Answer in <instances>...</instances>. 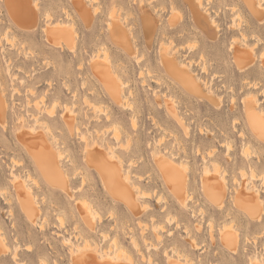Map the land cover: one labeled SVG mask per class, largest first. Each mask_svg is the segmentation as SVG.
I'll return each mask as SVG.
<instances>
[{
    "label": "rangeland",
    "instance_id": "obj_1",
    "mask_svg": "<svg viewBox=\"0 0 264 264\" xmlns=\"http://www.w3.org/2000/svg\"><path fill=\"white\" fill-rule=\"evenodd\" d=\"M16 1H27L36 20L18 27L0 0V264H72L85 244L107 254L115 242L133 264H264V141L245 110L255 100L264 124V0H254L259 15L241 0ZM111 24L126 47L111 38ZM45 29L64 32L58 44ZM234 47L250 53L247 64L235 62ZM163 57L186 68L200 91L176 80ZM102 64L119 101L93 71ZM27 134L62 155L66 189L41 174L20 142ZM93 149L113 153L138 210L105 190L87 165ZM165 162L185 178V204L166 186ZM216 172L222 206L202 184ZM23 180L38 211L34 223L15 189ZM238 192L258 199L259 219L236 206ZM82 200L94 212L92 231L79 218ZM224 230L235 250L222 243Z\"/></svg>",
    "mask_w": 264,
    "mask_h": 264
},
{
    "label": "bare ground",
    "instance_id": "obj_2",
    "mask_svg": "<svg viewBox=\"0 0 264 264\" xmlns=\"http://www.w3.org/2000/svg\"><path fill=\"white\" fill-rule=\"evenodd\" d=\"M241 1L252 14L259 15V11L256 9L254 5V0H241ZM4 3L12 19H16L14 22L15 24L18 25V27L28 28L29 25H32L35 22L36 20L35 12H32V10H30V7L27 1L20 3V2H17L16 0H4ZM78 10L80 11L81 15H83L86 19L88 15V11L82 5L78 6ZM28 11H31L29 12L30 14L29 13L26 14V12ZM192 11L194 12L196 19H201L202 16L196 10V8H192ZM28 19H31V20L28 21ZM146 29H147L146 32L148 31V33H150L153 30L152 26L149 25L148 23L146 25ZM45 30H46L45 34H46L47 40L51 44H58V38L56 37V35L57 34L60 35L64 33V32H61L60 29H45ZM117 30H118L117 27L111 24V26L109 27L111 38L117 44L123 47H126L125 45H127V41L124 37V34H123V37L120 36V34L118 35ZM65 35L67 36V40L65 44L67 47L71 49L72 48L71 45L73 44L71 34L66 33ZM249 54L250 53H247L245 51L239 50L238 48L234 47V58H235V62L238 65L247 64L251 59ZM163 65L169 71V73L176 80L182 83L186 88H188L189 90H197L198 92L200 91L201 87L199 86L197 80L194 79V77L190 74V72L186 70V68H183L182 70L178 69L174 61H170L169 59L165 57H163ZM263 67H264V63H263ZM93 71L99 77V79L102 81L105 87L108 90L113 92L114 98L117 101H119L120 89L118 90V87L116 84L117 82L114 79H110L111 76H110V73L107 67L104 64L99 65L98 68L97 66H93ZM249 101H248V105L245 108L248 122L253 132L258 136V138L264 141V134H263L264 124L262 125L261 123L262 120L260 119L259 115H257V113L255 112V108H256V104L254 102L255 100H251V102ZM4 108H6L4 107V102L0 101V121L4 119V114H5L4 112L6 110V109L4 110ZM53 112H54V109H53ZM68 112L69 114L65 113L66 116H64V124L66 125L69 132L72 134V131L77 130L75 128L76 119L75 117H73L75 115H73V113L70 110ZM51 113H52V110H51ZM51 115H54V114L52 113ZM73 128L75 129L73 130ZM261 130L263 131L262 133L263 135L261 134L262 132ZM48 132L50 133L51 131L48 130ZM19 139L23 145V148L25 149L27 154L30 156V158L33 160V162L36 164L41 174L48 179L56 181L57 182L56 184L59 185L58 186L59 188L66 189L67 177L66 175L63 174V171L61 170V167L59 164L61 161L60 157H62V155L60 156V154L57 151H56L57 153L54 152L50 147L51 145L49 144L43 145L40 140L41 138L39 136H32V135L27 134L25 135L24 138L19 137ZM112 154L113 153H110V154L108 153L105 156L97 152L95 149L91 151L87 150V165L96 172V174L102 180L105 190H107L113 196V198H118L119 200L120 199L123 200L127 204V206H129L132 210H136V209L138 210V206L135 203L136 200H135L134 193H133V190L135 189L134 187H132V189H129V186H128L130 182V177L129 175L127 176V174H124L122 172V170L120 169L121 167L120 163L114 160V157L112 156ZM159 167L160 169H162V175H163L164 181L168 189L175 195L178 202H180L181 204H185L183 202L186 201V199H184L185 198L184 196L186 194V181H185L183 174H181L180 172L181 170H179L178 167H177L178 169H176L175 168L176 166L173 167L168 162L162 163ZM212 174H214L215 176H210V177L207 176V179L203 180L202 182L203 189L207 197L211 198V200L214 201L215 204H217L218 206H222V202H223L222 199L224 198V189H223V186L217 182L218 180L216 177L217 172L216 174L215 173H212ZM25 187H26V181L24 180L22 182L19 181L15 185V189L17 190L22 209L26 212L28 220L34 223L36 220L35 218H37L38 216V211L32 202H31L32 204L30 205V207L28 206L29 202L27 203V201L30 200L31 197L29 195V192L27 193L26 190H24ZM141 194L139 193V197H141ZM142 196L144 197V193ZM27 198L29 199L26 201ZM257 200H256V197L250 194L249 192H246V193L238 192L236 196V206L243 209V211L247 213L248 216H250V218L259 219L261 212L258 209L259 206L258 207L256 206ZM77 204H79L78 205L79 218L87 226L88 230L90 231L94 230V225L92 221L94 220L92 218V216L94 217L93 215L94 212H92L91 210L92 208L90 207L89 209V206L87 205L88 202L86 204V202H84L83 200L80 202L78 201ZM220 235H221L222 243L225 245L231 246L233 250H235L236 241H237L235 236L230 231L225 232V230ZM113 243L114 242H112V244ZM87 244L90 245L89 243ZM115 244L116 242L113 244V247H112L113 251H111L112 249L110 248L111 250L109 249L110 252H108L107 254H99L101 253L99 251H98L99 253L93 252L90 246L85 244V246L82 247V249L81 248L77 249L78 253L76 254L77 256L74 258V261L72 262V264H122V263L123 264H133L134 261L130 260L131 255L128 254L129 256V259H128L126 257V253L124 254V251L120 252L121 248L117 250L118 249L117 247L119 246L118 245L116 246ZM4 247H5V244H3L2 240H0V253L4 252L3 251ZM136 247L138 246L136 245ZM126 259L130 261L127 263L120 262L121 260L126 262L127 261ZM188 262L189 261H187V263ZM171 264H178V263H171Z\"/></svg>",
    "mask_w": 264,
    "mask_h": 264
}]
</instances>
